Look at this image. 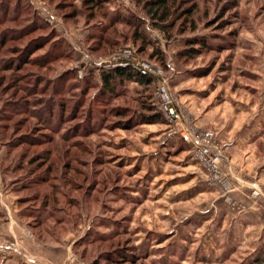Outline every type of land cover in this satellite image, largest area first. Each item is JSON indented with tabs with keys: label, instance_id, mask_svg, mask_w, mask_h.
I'll use <instances>...</instances> for the list:
<instances>
[{
	"label": "rangeland",
	"instance_id": "374dc122",
	"mask_svg": "<svg viewBox=\"0 0 264 264\" xmlns=\"http://www.w3.org/2000/svg\"><path fill=\"white\" fill-rule=\"evenodd\" d=\"M108 1L92 9L86 0H0V31L17 37V30L34 22L42 26L0 54V169L6 154L22 157L27 170L40 169L32 177L24 170L3 177L4 189L18 200L34 193L18 194L21 185L12 184L19 181L39 176L48 182L43 189L59 184L67 200L59 194L49 209L63 208L80 220L74 227L50 220L46 227H55L60 239L77 232L75 244L82 242V248L74 255L83 264H128L116 260L122 253L134 264H251L263 248L256 234L230 223L227 213L237 211L235 202L221 201L204 183L190 147L168 137L164 118L137 123L148 108L158 112V80L148 89L117 83L109 96L101 75L112 70L98 64L133 51L164 72L193 127L214 132L221 146L218 134L233 141L248 128L255 135L246 143L264 155V0H175L168 34L151 25L135 0ZM129 17L145 23L150 46L135 41L132 28L109 26L110 19ZM191 37L205 39L208 48L196 58H181ZM32 41L20 66L7 67ZM78 47L95 68L83 72ZM211 112L222 132L199 125ZM17 206L35 214L41 199ZM46 227L35 233L44 236Z\"/></svg>",
	"mask_w": 264,
	"mask_h": 264
},
{
	"label": "crops",
	"instance_id": "0c3cea01",
	"mask_svg": "<svg viewBox=\"0 0 264 264\" xmlns=\"http://www.w3.org/2000/svg\"><path fill=\"white\" fill-rule=\"evenodd\" d=\"M213 110L218 109L216 107ZM215 112H211L212 116H208V113L199 125L214 126L216 121L212 118ZM214 127L217 129V126ZM248 131V128L242 129L233 141L224 132L218 134L226 160L223 171L231 177L230 192L224 195L222 188L209 183L206 175L204 183L213 187L211 189L219 195L221 201L226 202L228 198L235 202L237 211L228 210L227 213L230 223L235 229L242 227L248 233L256 234L264 252V155H260L255 146L246 143L250 141L251 135H255ZM244 133L247 135L246 140L243 138ZM3 179L0 169V264H67L69 257L75 256L73 247L78 233H69L60 242L38 239L21 216L15 195L4 189ZM255 191L260 194L253 196ZM9 244L17 247L6 250Z\"/></svg>",
	"mask_w": 264,
	"mask_h": 264
},
{
	"label": "trees",
	"instance_id": "16d2710c",
	"mask_svg": "<svg viewBox=\"0 0 264 264\" xmlns=\"http://www.w3.org/2000/svg\"><path fill=\"white\" fill-rule=\"evenodd\" d=\"M174 1L175 0H135V3L137 4V6L141 4L142 11L145 13V16L148 17L151 25L154 28H157L158 30L168 34V31L172 27L173 24L168 22L167 20L173 14L174 6H171V4H174ZM108 2H109L108 0H86L85 3L87 7L93 9V8H101L103 7L105 3H108ZM15 6H16V9L20 7L19 3H16ZM184 14L191 16L192 12L189 10L188 11L186 10L184 11ZM110 22H111V24H109L110 27H114L115 25H118V24H123L129 28H132L134 40L139 41L142 46H145V47L150 46V43L148 42L147 36L145 34V30H144L145 23L143 21L135 17H129V18L110 19ZM41 27L42 26L40 24H36V22H34L30 24V26H26L20 30H17V33H16L18 34L17 37H14L13 35L10 36V32H12V30L0 31V54H2L4 51H7L5 47L8 43L14 42L15 39L21 40L31 35L35 31L40 30ZM190 30L191 31L195 30L194 23L192 22L190 24ZM112 33L113 35H115V32H112ZM34 42L35 41L30 42L25 47L24 50L23 49L18 50L16 53L17 58H12V60H10V63L7 65V67H9L10 69H13L12 64H15L14 67L16 66L19 67L20 63L26 59L27 51H29L30 48H32ZM109 43L110 41H107V45H109ZM43 46L44 44L42 46L40 45L39 49L40 47H43ZM207 48L208 46H207V42L205 41V39L199 38V37L187 38L185 40V45L183 49L179 51V56L185 59L187 58L193 59V58L200 56L201 53ZM140 51L142 52L143 50H140ZM158 55H159V52L154 51L153 58L158 57ZM101 81H102L103 93L106 95L112 96L117 83L120 85H122L123 83H136L142 86L143 88L148 89L149 87L152 86V84L156 81V79L151 76H148V77L139 76L138 74L128 69H114L110 72H103L101 75ZM147 111H149L147 116L143 115L138 118L137 123L139 125L158 124L163 121V118H164L163 115L158 113L156 110H155L156 113H154L153 112L154 110H152L151 108H148ZM2 163H3V168H1V170H2L3 177L7 175H13L15 173L22 172L23 170L25 171L28 177H32L33 175H35V173H37L40 170V169L37 170V167L30 168L29 170H27L28 166L27 167L24 166V159L22 157H14L13 159H10L8 154H6V157L3 159L1 164ZM34 169H36L37 171L36 170L34 171ZM27 179H25V181H27V184H22V182L20 181L17 182L16 184H12V186L15 185V187L16 185L18 187L19 185H21V190L17 191L18 194L24 191H28L30 189L34 191L33 195L29 197L19 198L17 200V205L24 204V201L26 199H32V202H38V201L40 202V199H41V206L37 207L36 213L31 214V215H27L25 211L20 210L21 216L27 222L29 220L33 221L34 224H30V222H28V226L30 227V229L33 231V233L38 239L47 241V242H60L62 239L59 238L57 232L55 231L56 229H54L55 227L49 228V227H46V224L50 220H53L55 226L56 225L58 226L67 225L69 227H74L75 225H77L78 220H80L79 218L80 216L74 217L72 216V214L68 213V211L63 208H60L58 210L56 208L55 210L49 209V206H48L49 203L55 204V205L58 204L57 195L61 194V196L66 198L67 194H64L63 192L61 193V191H59L58 189L59 184L58 185L54 184L53 186H49L50 189L49 188L43 189V187L48 183L47 180H45L43 177L40 178L38 176V178H34L35 180L31 178H27ZM62 181H66V180H62ZM68 185L69 187L72 186L70 183ZM71 201H72L71 198L68 199L67 201L68 206L72 205ZM61 215L62 217H59ZM41 227H46L43 229V234L45 237L40 232H38L37 234L35 233ZM80 248H82V242H77L76 244H74L73 249H80ZM120 255H122L123 257L121 259H116V260L124 261L125 263H128V264H134V262L132 261L125 260V258L127 257L125 253H122ZM80 256L83 258L82 255ZM94 264H97V263H94ZM251 264H264V252H263L262 257L255 259V261H253Z\"/></svg>",
	"mask_w": 264,
	"mask_h": 264
},
{
	"label": "built area",
	"instance_id": "2783aa9c",
	"mask_svg": "<svg viewBox=\"0 0 264 264\" xmlns=\"http://www.w3.org/2000/svg\"><path fill=\"white\" fill-rule=\"evenodd\" d=\"M78 53L87 67L95 68L87 52L78 47ZM99 69L108 71L114 69H128L142 77H154L158 80L155 92V106L163 115L168 130V137L177 138L190 147V153L198 165L204 170L208 182L222 188V193L227 195L232 189L230 176L223 171L225 157L222 146L216 139V135L211 130H199L193 127L186 119L183 109L168 90L167 77L164 72L153 64L143 61L135 56L131 50H121L109 61L98 64ZM229 177V179H228ZM260 192H253V196H258ZM227 198V197H226ZM225 198V199H226ZM226 202H232L227 198ZM17 246L10 244L7 249H14ZM67 264H83L75 256H70Z\"/></svg>",
	"mask_w": 264,
	"mask_h": 264
}]
</instances>
